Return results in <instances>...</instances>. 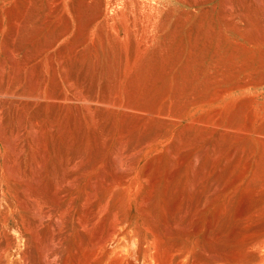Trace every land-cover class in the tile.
I'll return each mask as SVG.
<instances>
[{"label":"rangeland","instance_id":"374dc122","mask_svg":"<svg viewBox=\"0 0 264 264\" xmlns=\"http://www.w3.org/2000/svg\"><path fill=\"white\" fill-rule=\"evenodd\" d=\"M0 206V264H264V0H0Z\"/></svg>","mask_w":264,"mask_h":264},{"label":"bare ground","instance_id":"6f19581e","mask_svg":"<svg viewBox=\"0 0 264 264\" xmlns=\"http://www.w3.org/2000/svg\"><path fill=\"white\" fill-rule=\"evenodd\" d=\"M94 191V190H93ZM3 198V197H2ZM1 207V206H0ZM16 207V206H15ZM3 208V207H2ZM22 208H24V207H22ZM1 209V208H0ZM18 209V208H17ZM30 209V208H29ZM33 210V209H32ZM7 211V210H6ZM33 216V215H32ZM42 217V216H41ZM41 221H42V219H41ZM39 222V221H38ZM23 244V243H22ZM21 244V245H22ZM18 245V244H17ZM21 249V248H20ZM14 252V251H13ZM19 254V253H18ZM46 255V254H45ZM3 257V256H2ZM9 262V261H8ZM10 264H11V262H10Z\"/></svg>","mask_w":264,"mask_h":264}]
</instances>
